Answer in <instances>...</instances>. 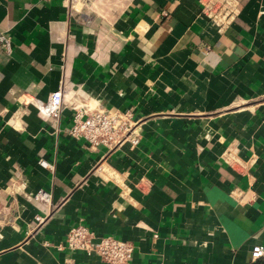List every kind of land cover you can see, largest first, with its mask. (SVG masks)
<instances>
[{"label":"crops","instance_id":"obj_1","mask_svg":"<svg viewBox=\"0 0 264 264\" xmlns=\"http://www.w3.org/2000/svg\"><path fill=\"white\" fill-rule=\"evenodd\" d=\"M235 2L218 30L198 0H0V264H106L63 245L77 222L127 264H264V0ZM81 102L128 109L136 145L70 136Z\"/></svg>","mask_w":264,"mask_h":264},{"label":"built area","instance_id":"obj_2","mask_svg":"<svg viewBox=\"0 0 264 264\" xmlns=\"http://www.w3.org/2000/svg\"><path fill=\"white\" fill-rule=\"evenodd\" d=\"M62 1L70 8L75 0ZM198 2L202 14L210 19L218 30L224 29L235 14V0H198ZM9 43V38L0 34V44L8 48ZM61 98L62 93L59 87L51 92L45 102H38L34 99L32 102L40 116L56 117L60 110ZM70 118L66 132L72 137H82L91 147L102 144L107 150H111L122 143L134 146L138 142L137 121L128 109L103 108L81 102L72 104ZM38 163L51 167V164L42 158L38 159ZM93 168L104 172L108 177L112 174L101 164H96ZM34 195L40 200L49 199V192L42 188L37 189ZM35 219L41 221L43 218L36 215ZM63 245L87 253L93 252L106 264H127L132 251L131 242L109 234L96 236L92 230L80 222L72 224L67 229ZM263 253L264 248L260 244H255L250 248L252 259Z\"/></svg>","mask_w":264,"mask_h":264},{"label":"trees","instance_id":"obj_3","mask_svg":"<svg viewBox=\"0 0 264 264\" xmlns=\"http://www.w3.org/2000/svg\"><path fill=\"white\" fill-rule=\"evenodd\" d=\"M259 257V256H258ZM257 258V257H256ZM256 258H254V259H256Z\"/></svg>","mask_w":264,"mask_h":264}]
</instances>
